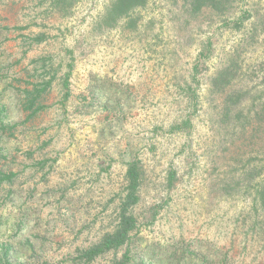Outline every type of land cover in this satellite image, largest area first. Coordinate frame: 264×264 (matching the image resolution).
Listing matches in <instances>:
<instances>
[{
    "label": "rangeland",
    "instance_id": "obj_1",
    "mask_svg": "<svg viewBox=\"0 0 264 264\" xmlns=\"http://www.w3.org/2000/svg\"><path fill=\"white\" fill-rule=\"evenodd\" d=\"M72 1L57 11L49 0H0L11 29L0 47V169L16 174L0 184V243L27 257L29 240L39 260L68 264L111 229L134 158L144 176L132 264H166L174 244L190 241L227 264H264V209L253 204L264 180V0H236L224 17L148 0L135 29L107 28L112 0ZM40 32L49 38L23 56L20 36ZM44 55L72 62L70 94L62 100L55 85L27 122L12 88ZM229 65L235 78L215 89Z\"/></svg>",
    "mask_w": 264,
    "mask_h": 264
},
{
    "label": "trees",
    "instance_id": "obj_2",
    "mask_svg": "<svg viewBox=\"0 0 264 264\" xmlns=\"http://www.w3.org/2000/svg\"><path fill=\"white\" fill-rule=\"evenodd\" d=\"M148 0H112L106 8L103 16L107 28L112 29L120 26L121 22L127 29H135L137 25L136 17H133L134 11L145 7ZM236 0H186L188 12L191 16H196L205 10H209L218 17H224L231 11ZM72 0H49L50 10L61 11L65 8H71ZM11 29L3 26L0 22V47L7 40V33ZM21 37L22 55L26 56L35 46L42 45L49 38L46 32L37 34L23 35ZM31 69L26 72L24 87L19 85L12 90L16 91L17 102L21 111L25 113L26 121H30L45 110L44 102L49 97L53 87L57 85L62 89V100L69 97V78L72 62L63 66L57 63L51 55H44L32 59ZM7 63L4 51L0 50V66ZM63 67L66 69L63 71ZM234 66H226L218 71L216 77L212 80L213 87L223 90L228 86L236 76ZM4 71V70H3ZM22 82V81H21ZM20 82V83H21ZM15 98V96H14ZM6 107L0 105V129H6L3 119ZM0 150V158L3 157ZM144 172L141 162L137 159H131L125 163L124 186L122 190L113 199L116 200L114 210V220L109 231L104 232L99 240L84 248H77L70 256L68 264H93L97 259L105 255H115L122 251L120 257L112 259L110 264H132L133 256L132 241L133 233L137 230L138 219L135 215V207L140 202V188L143 181ZM16 174L11 170L0 169V184L11 183ZM175 177L174 172L168 175V182L171 185ZM253 204L264 209V180L257 185L254 191ZM20 222L18 228L21 227ZM20 230V229H19ZM18 230V231H19ZM200 243L196 241L179 242L174 244L171 251L166 254V264H227V254L221 253L217 249L207 248L209 253H202L197 247ZM30 254L27 257H21L14 252L15 248L11 245L0 243V264H52L48 261L39 260L36 257L35 245L26 240L22 246Z\"/></svg>",
    "mask_w": 264,
    "mask_h": 264
}]
</instances>
